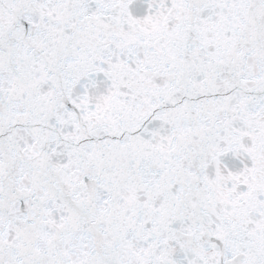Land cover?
Segmentation results:
<instances>
[{
  "label": "snow or ice",
  "instance_id": "snow-or-ice-1",
  "mask_svg": "<svg viewBox=\"0 0 264 264\" xmlns=\"http://www.w3.org/2000/svg\"><path fill=\"white\" fill-rule=\"evenodd\" d=\"M0 264H264V0H0Z\"/></svg>",
  "mask_w": 264,
  "mask_h": 264
}]
</instances>
